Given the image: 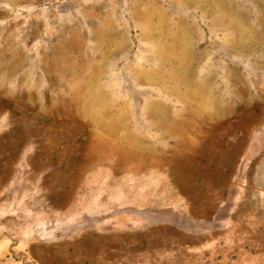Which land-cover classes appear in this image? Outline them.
Returning <instances> with one entry per match:
<instances>
[{
  "label": "rangeland",
  "instance_id": "obj_1",
  "mask_svg": "<svg viewBox=\"0 0 264 264\" xmlns=\"http://www.w3.org/2000/svg\"><path fill=\"white\" fill-rule=\"evenodd\" d=\"M0 264H264V0H0Z\"/></svg>",
  "mask_w": 264,
  "mask_h": 264
}]
</instances>
